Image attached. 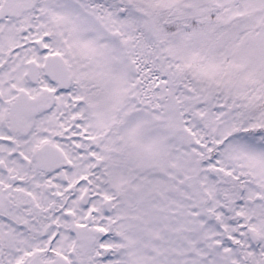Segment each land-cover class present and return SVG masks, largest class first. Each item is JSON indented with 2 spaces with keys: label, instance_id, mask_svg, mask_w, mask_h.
Instances as JSON below:
<instances>
[{
  "label": "snow or ice",
  "instance_id": "snow-or-ice-1",
  "mask_svg": "<svg viewBox=\"0 0 264 264\" xmlns=\"http://www.w3.org/2000/svg\"><path fill=\"white\" fill-rule=\"evenodd\" d=\"M0 264H264V0H0Z\"/></svg>",
  "mask_w": 264,
  "mask_h": 264
}]
</instances>
